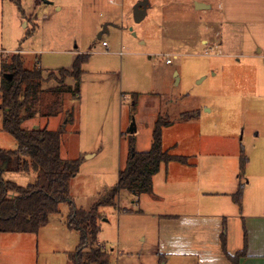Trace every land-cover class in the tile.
<instances>
[{
	"label": "rangeland",
	"instance_id": "rangeland-1",
	"mask_svg": "<svg viewBox=\"0 0 264 264\" xmlns=\"http://www.w3.org/2000/svg\"><path fill=\"white\" fill-rule=\"evenodd\" d=\"M20 1L25 18L31 17L37 26L26 36L35 24L25 29L19 20L14 22L10 11L16 18L20 14L13 4L5 9L0 25V49L7 53L20 49L26 66L41 69L45 76L62 68L69 70L74 50L89 56L79 83L64 82L69 93L61 96L62 114L50 120L36 116L22 125L26 130L63 128L61 158L80 161L69 185L75 209L89 211L116 186L127 144L144 139V126L156 104L165 121L171 122L172 128L164 135L170 154L205 152L209 141L205 126L215 125L214 135L229 134L247 149V158L250 152L256 170V144L264 143V2L210 0L212 10L199 12L195 0H148L147 17L136 24L128 14L133 0H124L123 35L111 26L97 41L104 19L100 14L117 17L120 27V0H113L112 5L107 0H46L51 4L37 7L35 0ZM225 13L228 19L242 22L233 30L235 43L227 39L230 57L221 56L214 46L222 41L219 24ZM102 41L111 51L115 48V57L100 53L97 47ZM167 57L171 65H166ZM55 86L57 82L48 81L43 88ZM133 95H138L135 107ZM195 113L199 116L193 124H180L182 114ZM132 121L137 134L127 133ZM121 142L124 152L119 159ZM0 149H17L15 139L2 131L1 112ZM5 179L26 186L33 175L6 174ZM139 198L122 191L113 206L98 209L105 220L99 222L98 245L109 254V264H164L155 250L154 222L140 215ZM69 214V205L64 204L38 235H6L0 241V264H71L70 255L78 248L80 235L66 229Z\"/></svg>",
	"mask_w": 264,
	"mask_h": 264
},
{
	"label": "crops",
	"instance_id": "crops-1",
	"mask_svg": "<svg viewBox=\"0 0 264 264\" xmlns=\"http://www.w3.org/2000/svg\"><path fill=\"white\" fill-rule=\"evenodd\" d=\"M110 1L107 0L108 4H114L110 3ZM120 1V27L116 25L117 17L113 16L114 18H111V14H108V12L100 14L104 19H102L99 26L101 31L97 41L103 39V35L108 33V29L111 26L120 33V36L123 35L125 30L122 25L124 0ZM142 1H132L131 11L128 14L134 23H136L134 20V16L137 15L136 7ZM260 1L264 2V0ZM20 3V0H0V25L4 22L5 9H10L14 4L17 14H20L16 18L10 11L14 22L19 20L25 29L31 23L35 24L34 26L32 25V30L26 31L27 35V32L35 30L37 24L31 17L25 18ZM41 3L47 6L51 4L50 2L44 3L43 0H35L36 7ZM193 4L195 6L196 4L204 6L200 9L195 8V11L199 12H210L213 7L210 0H195ZM224 6L226 5H222V8ZM150 8L148 4L146 14L140 15L141 19L136 24L141 23L147 17ZM60 10L61 8L58 9V11ZM222 18L219 24L222 41L214 46L221 50V56L230 57L228 54L231 46L228 45L230 41L227 39L232 38L233 30L240 27L242 22L233 21L231 18L228 19L227 13ZM103 27L105 28L103 29ZM233 42L235 43V40ZM103 43H106V45L103 46ZM116 47L118 48L117 45ZM120 47L123 49L122 46ZM97 48L102 50L100 53L104 57H115V48L111 51L106 41H102L101 46ZM234 48L235 51L237 48L236 44H234ZM21 52L20 49L12 53L2 50L0 53V78L1 62L5 58L3 54L20 55ZM72 53L75 55L72 57L71 67L77 56L84 55L75 52V50ZM167 60L170 61L168 57ZM166 61V65H171V61L169 64ZM174 76L176 78L178 76L176 70L174 71ZM134 96H132V99ZM161 112L159 106L157 109V104L150 111L149 122L144 126V131L146 132L144 133V139H138L134 142V148L137 152H146L150 149L154 124L158 117L162 116ZM198 116L197 114L194 120H184L180 124H193L192 122H195ZM121 125L122 121H119L117 129L120 130ZM171 128L172 126L170 125L162 130V147L165 151H170V148L166 149L164 135ZM215 130V125L205 126V135L209 138L205 152H199L198 154L191 152L189 155L183 154L182 156L173 154L188 158V163L182 165L170 162L161 165L158 173L152 178V192L141 196L137 201L139 207L141 206L139 208L140 215L147 216L154 222L157 236L155 250L157 255L162 257L164 264L169 261L172 264H230L221 247L220 237L223 232L226 239V253L229 256H235L238 252L244 250L245 256L240 260V264H264V143L256 144V170L252 169L249 152L248 158L246 157L247 164L243 175L240 176V155L243 147L237 144L236 139H233L229 134L216 132L214 135L212 132ZM138 132L139 130L136 127L135 133L137 134ZM114 135L116 134L114 133ZM97 139H100V142H103L105 146L108 145L105 138L98 137ZM120 146L118 150L120 152L119 159H121L124 152L122 142ZM128 152L127 144L125 162ZM244 152H248L247 149ZM100 168L107 169L108 166ZM240 189L242 196L238 204L234 200V196ZM103 221L105 220L103 219ZM65 227L69 230L66 224ZM6 235L18 237L36 236L29 234H1L0 241L2 238H7L8 236Z\"/></svg>",
	"mask_w": 264,
	"mask_h": 264
},
{
	"label": "trees",
	"instance_id": "trees-1",
	"mask_svg": "<svg viewBox=\"0 0 264 264\" xmlns=\"http://www.w3.org/2000/svg\"><path fill=\"white\" fill-rule=\"evenodd\" d=\"M29 35L30 32H27L26 36ZM87 61L88 55H79L69 70L60 69L45 76L41 69L27 67L19 54L2 60V131L15 139L17 149H0V235H37L48 224L50 217L59 213V207L67 204L70 214L66 226L80 235V244L70 255L71 264H109V254L98 245L101 220L98 209L113 206L122 191L131 193L135 198L150 194L152 178L158 173L161 165L170 162L186 165L188 158L172 155L163 149L162 130L170 126L171 122L159 116L152 131L150 149L137 152L134 140H130L128 156L123 169L118 173L116 186L89 211L75 209L69 196V185L78 173L80 161L77 158H61L63 128L60 127L57 131H49L47 128L26 130L22 125L36 116L48 120L62 114L61 96L69 93V87L64 85V82L68 79L78 84ZM48 81L57 82V86L45 90L43 85ZM133 99L135 107L137 96ZM196 115L197 113L182 114L181 120H191ZM246 164L247 158L241 148L240 176L243 175ZM6 174L33 175V180L26 186H19L11 180H6ZM241 196L240 189L234 196L236 203H240ZM220 240L222 251L230 264H240L245 251L231 257L226 253L224 232Z\"/></svg>",
	"mask_w": 264,
	"mask_h": 264
},
{
	"label": "water",
	"instance_id": "water-1",
	"mask_svg": "<svg viewBox=\"0 0 264 264\" xmlns=\"http://www.w3.org/2000/svg\"><path fill=\"white\" fill-rule=\"evenodd\" d=\"M44 3H46V0H43ZM196 9H200L202 7H204L203 5H200V4H196ZM206 7V6H205ZM148 8V1L147 0H143L142 2L139 3V5L136 7V11H137V15H135L134 17V20L136 23H138L140 21V15H145L146 14V9ZM105 27H103L104 29ZM6 77V76H5ZM6 78H9L10 77H6ZM136 131V127H135V124L134 122L132 121L131 125H130V128L128 130L127 133L129 134H134Z\"/></svg>",
	"mask_w": 264,
	"mask_h": 264
},
{
	"label": "built area",
	"instance_id": "built-area-1",
	"mask_svg": "<svg viewBox=\"0 0 264 264\" xmlns=\"http://www.w3.org/2000/svg\"><path fill=\"white\" fill-rule=\"evenodd\" d=\"M111 3H112V1H111ZM102 45H103V46H105V45H106V43H103ZM166 62H167L168 64L170 63V61H169V60H167Z\"/></svg>",
	"mask_w": 264,
	"mask_h": 264
}]
</instances>
